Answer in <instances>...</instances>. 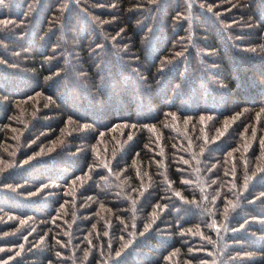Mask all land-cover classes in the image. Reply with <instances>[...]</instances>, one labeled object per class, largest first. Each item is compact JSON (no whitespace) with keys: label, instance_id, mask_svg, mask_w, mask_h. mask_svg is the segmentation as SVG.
Instances as JSON below:
<instances>
[{"label":"trees","instance_id":"trees-1","mask_svg":"<svg viewBox=\"0 0 264 264\" xmlns=\"http://www.w3.org/2000/svg\"><path fill=\"white\" fill-rule=\"evenodd\" d=\"M0 264H264V0H3Z\"/></svg>","mask_w":264,"mask_h":264},{"label":"snow or ice","instance_id":"snow-or-ice-1","mask_svg":"<svg viewBox=\"0 0 264 264\" xmlns=\"http://www.w3.org/2000/svg\"><path fill=\"white\" fill-rule=\"evenodd\" d=\"M0 3H3V0H0Z\"/></svg>","mask_w":264,"mask_h":264}]
</instances>
